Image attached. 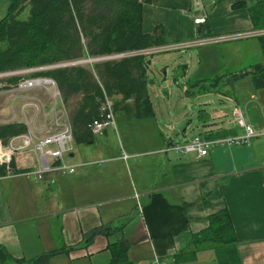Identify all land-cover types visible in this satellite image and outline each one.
<instances>
[{
	"label": "crops",
	"instance_id": "obj_1",
	"mask_svg": "<svg viewBox=\"0 0 264 264\" xmlns=\"http://www.w3.org/2000/svg\"><path fill=\"white\" fill-rule=\"evenodd\" d=\"M201 1L202 7L196 0L144 3L142 29L151 33L163 26L169 43L253 29L247 7L256 0ZM197 18H204L203 23H195ZM255 40L238 48L240 56L251 57L246 71L252 70L251 63H264L261 45ZM230 85L233 103L229 108L239 106L248 124L263 127L264 88L255 89L252 82L244 88ZM34 93L44 97L40 91ZM7 113L8 97L0 95V115ZM202 125L204 136L239 132L231 120ZM101 134L93 136L91 142ZM258 140L249 147H215L198 156L163 151L175 141L169 136L153 148L126 153L127 159H136L131 162L124 163L120 152L113 154L104 146L98 153H105V157L96 160L106 163L101 168L87 170L81 163L66 161L77 166L69 175L49 173L42 180L22 173L2 176L0 244L19 259L49 253L47 264H107V244L125 238L134 264H153L154 256L171 264L177 253H186L192 236L207 227L210 214L227 208L241 264H264V149L259 148ZM65 155L74 158V147ZM14 164L17 169L39 166L33 152L17 155ZM82 177H88L89 182ZM103 225L117 229L109 235L97 234L90 241L84 239V233ZM208 250L201 245L195 259L178 264H214L205 256L211 252Z\"/></svg>",
	"mask_w": 264,
	"mask_h": 264
},
{
	"label": "trees",
	"instance_id": "obj_2",
	"mask_svg": "<svg viewBox=\"0 0 264 264\" xmlns=\"http://www.w3.org/2000/svg\"><path fill=\"white\" fill-rule=\"evenodd\" d=\"M150 1L12 0L7 14L0 19V72L168 44L163 26H157L151 33L142 29V6ZM26 7L27 17L19 18ZM247 10L253 28H264V0L254 1ZM253 38L260 43L264 56V35ZM150 63V56L132 55L58 66L31 76H46L56 82L64 102L70 107L74 142L78 144L93 137L88 125L99 118L104 92L115 98L114 111L121 109L128 117L135 118H148L154 114L147 92ZM247 66L231 76L235 78L249 73L255 89L264 88V63H251V71H246ZM183 69H186L185 65ZM25 130V125L20 123L0 124V140L5 143L11 136ZM228 134L236 132L205 136ZM10 168H15L13 161ZM14 171L17 172L16 169ZM6 174L5 165H0V177ZM116 229L103 225L83 235L86 241H90L97 234L109 235ZM201 245L214 251L218 264H241L237 237L227 208L210 214L207 227L192 236L186 253H177L171 264L195 259ZM128 247L125 238L109 242L110 259L107 264H134L128 257ZM48 255L45 253L30 260L14 258L0 244V264H47Z\"/></svg>",
	"mask_w": 264,
	"mask_h": 264
},
{
	"label": "rangeland",
	"instance_id": "obj_3",
	"mask_svg": "<svg viewBox=\"0 0 264 264\" xmlns=\"http://www.w3.org/2000/svg\"><path fill=\"white\" fill-rule=\"evenodd\" d=\"M11 1L0 0V19L7 14ZM27 15L28 7L19 14V18L25 19ZM255 41L252 37L226 40L202 46L180 47L151 55L150 70L147 72V92L154 117H128L123 110H115V128L108 126L93 142H74L75 157L68 159L65 155V161L87 162L82 169H97L106 164L96 163V160H103L102 157L106 155L98 153L104 146L110 147L113 154L120 152L121 155L122 152L153 148L155 143H163L169 136L178 142L184 135H203L204 122L222 123L231 120L237 125L232 109L229 108L233 103L230 98L233 91L230 84L236 83L237 87L244 88L251 85L252 81L249 73L235 78L231 74L242 72L251 60L249 55L240 56L241 51L238 48L243 44H254ZM87 59L92 60L86 61ZM94 59L96 58H86L78 63L86 64L96 61ZM183 65L186 66L185 70ZM47 69L50 68L45 70ZM244 119L246 121L245 115ZM258 139L259 148L264 149V136ZM132 160L136 159L132 157L130 160L124 159L123 162ZM116 173L117 170L111 178ZM85 178L89 182L88 177H82L83 180ZM94 178L93 176L92 179ZM121 188H124L123 184ZM208 251L211 252L206 253V258H212L214 264H218L214 251Z\"/></svg>",
	"mask_w": 264,
	"mask_h": 264
},
{
	"label": "built area",
	"instance_id": "obj_4",
	"mask_svg": "<svg viewBox=\"0 0 264 264\" xmlns=\"http://www.w3.org/2000/svg\"><path fill=\"white\" fill-rule=\"evenodd\" d=\"M196 5L202 7V1L196 0ZM203 21L204 18L195 19L197 24H201ZM260 35H264V28H253L250 31L238 34L207 35L185 42L153 45L140 50L96 57L95 60L118 59L132 55L151 56L180 47L202 46ZM83 60L86 59L78 60V62ZM64 64L23 67L0 72V95L8 97V113L6 116L0 115V124L20 123L26 127L24 132L11 136L5 143L0 140V165H5L6 175L22 173L31 176L34 180H42L49 173L70 174L75 172L77 166L67 163L64 159V155L72 151L74 143L70 108L64 102L61 92L52 78L31 76L35 72L46 68L65 66ZM36 91L42 92L44 97L35 94ZM113 104V98L104 92L99 107V118L94 119L88 125L92 136L103 133L108 126L115 128ZM232 115L236 119L239 128V132L236 134L217 137L193 135L178 142H169L163 151L172 150L181 155L194 152L198 156H205L210 149L215 147H249L254 139L264 136V126L255 128L248 124L239 106L235 105L232 108ZM31 152L36 154L37 163L39 164L37 168L34 164L26 169H17L16 166L14 169L10 168V163L15 161L17 155L29 156ZM121 157L127 159L128 154L122 152ZM102 162L96 161L98 164ZM86 163L80 165H86ZM15 169L17 172L14 171ZM138 206L140 207L139 204ZM152 263L169 264L167 260L160 259L157 256H154Z\"/></svg>",
	"mask_w": 264,
	"mask_h": 264
},
{
	"label": "water",
	"instance_id": "obj_5",
	"mask_svg": "<svg viewBox=\"0 0 264 264\" xmlns=\"http://www.w3.org/2000/svg\"><path fill=\"white\" fill-rule=\"evenodd\" d=\"M199 36H201V34H199ZM89 60H92V59H87V61H89ZM75 63H78V61H73V62L65 63L64 65L75 64ZM87 142H91V138H88Z\"/></svg>",
	"mask_w": 264,
	"mask_h": 264
}]
</instances>
